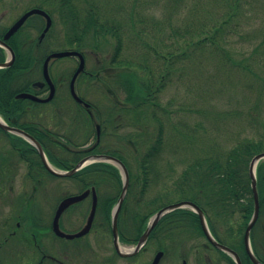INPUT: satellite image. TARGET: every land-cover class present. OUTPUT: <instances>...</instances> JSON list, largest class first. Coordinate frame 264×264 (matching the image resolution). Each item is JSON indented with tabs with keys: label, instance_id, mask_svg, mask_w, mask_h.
Wrapping results in <instances>:
<instances>
[{
	"label": "trees",
	"instance_id": "trees-1",
	"mask_svg": "<svg viewBox=\"0 0 264 264\" xmlns=\"http://www.w3.org/2000/svg\"><path fill=\"white\" fill-rule=\"evenodd\" d=\"M4 2L0 0L1 5ZM11 2L21 4L22 13L37 8L48 13L53 23L57 17L64 29V47L82 53L85 58L89 54L92 62L79 80L84 76L88 82L102 83L106 97L101 94V106L90 108L102 133L99 143L90 147L88 139L95 138L96 133L88 109L73 101L68 92L67 99L63 98L57 82L55 96L49 103L15 99L18 93L33 92L32 85L42 79L43 62L52 52L43 47V41L49 37L53 24L41 43L31 36L33 29L39 35L44 27V20L36 16L34 22L30 18L6 41L14 60L9 68L0 69L1 118L6 123L19 124L31 134L56 169L72 170L91 155H108L121 161L128 173V188L117 218L122 245H135L158 211L187 201L203 212L218 243L234 251L241 264H252L244 247V233L254 212L249 166L254 157L264 153V135L239 139L221 153L213 149L208 156L182 164L179 171L162 160L166 144L171 141L170 135L183 145L193 142L194 137L187 122L172 109V99L164 102L163 95L173 77L189 73L195 63L198 70L205 68L203 61L213 62L216 75L228 69L264 84V0ZM29 26L31 31L27 30ZM7 29L0 22V38ZM6 55L0 47V65L6 61ZM204 74L210 75L208 70ZM29 107L42 110L32 112ZM109 128L117 134L126 132L119 136L120 148L101 144ZM16 147L23 155L39 157L24 141H17ZM37 164L45 184L57 179L39 158ZM255 176L259 212L250 232V246L264 264V161L257 164ZM68 179L75 182L77 193L95 189L97 207L89 235L108 234L111 243L112 209L122 190L119 170L109 163L96 162ZM43 197L47 199L46 192ZM90 207L88 198L86 205L83 201L72 208L81 209L87 218ZM49 225L50 220L44 230L49 231ZM81 240H74L77 251L87 247L77 245ZM96 241L98 245L101 242ZM151 248L168 254L181 249L182 256L188 258L192 254L201 264H214L216 259L212 260L211 255L216 253L219 260L235 264L230 256L209 243L198 216L189 209L174 210L159 220L142 251ZM109 250L114 253L112 247ZM7 259H2V264H21L22 260Z\"/></svg>",
	"mask_w": 264,
	"mask_h": 264
},
{
	"label": "rangeland",
	"instance_id": "rangeland-1",
	"mask_svg": "<svg viewBox=\"0 0 264 264\" xmlns=\"http://www.w3.org/2000/svg\"><path fill=\"white\" fill-rule=\"evenodd\" d=\"M19 9H21V4L11 2V0H5L2 5L0 4V22L9 27L22 14V11ZM33 18L31 20L32 22H34ZM30 29L31 27L29 26L27 30L31 31ZM63 32L64 29L61 23L58 18L55 17L49 37L43 41V47L48 51L54 52L68 50L67 47L65 48L63 45ZM37 35L38 31L33 29L31 32L32 38L36 39ZM88 55L85 60L86 72L89 71L88 68L92 64ZM6 56V58L9 59L8 53ZM209 63H211V61H203V66L205 65V68L203 67L201 70H198L196 67L198 63H195L193 64L195 67L189 73H185L181 75V77H173V83L169 85V88L166 89L163 95L165 96L164 102H166L168 98L172 99V109L179 113L178 115L182 121L187 122L189 126L188 129L192 132V136L194 137L193 142L183 145L180 139L178 140L173 135H170L171 141L168 145L166 144L162 160L167 164L170 163L174 165L179 171L184 166L182 164L190 162L198 156H206L213 149L216 153H221V151L229 149L239 139L259 138L264 135V84L228 69L216 75L213 62L211 64ZM76 67L77 61L75 59H58L50 64L49 71L51 79L57 82L61 96L65 99H67L66 85ZM207 70L209 71V76L204 74V71L207 72ZM63 81L66 82V85ZM101 87L102 83L97 81L88 82V79L83 76L76 84L75 89L80 97L84 98L90 105L95 107L98 104V106L102 104L99 102V99H103L101 94L106 97ZM46 94L47 93L42 96L44 97ZM201 96L204 97L203 100L200 99ZM92 119L94 122L93 128L95 129V126L99 124L94 117H92ZM114 133H116V131L109 128L107 133L103 135L102 142L104 143L101 144L115 149H117L116 146L120 148L119 136L125 135L126 132H118V134L116 133L117 135H113ZM100 135H102L101 128ZM116 141L117 144H115ZM94 143V137L88 139V147L92 146ZM7 144V140L1 137L0 151L5 152ZM84 148H87V146ZM261 161H264V159ZM19 182L20 179L18 177L11 191H7L8 201L16 200L18 196L23 193L27 194V196L31 194L29 189L25 190V188H19ZM76 193L77 188L73 180H63V178L53 179L51 182H48L46 200L43 199V196H38V194H34L32 199L34 202L39 203L40 210L44 208L42 215L47 223L51 218L50 213L52 206L54 207L56 203L55 201L61 197ZM87 203L88 199L84 201V205ZM80 210L81 209L78 208L69 210L65 216V218L69 217L70 220L65 222L64 226L71 233L78 232L85 225L86 216H84V213L80 212ZM0 212L6 213L7 209H1ZM47 238L46 247L50 250L49 254L56 255V252H52V245L55 246L59 244V241L51 239L50 235H48ZM80 239L82 240L78 242L77 245H87L84 251L75 250L73 253V245L69 247L61 246L59 249L58 246H55V249L59 251L64 248L72 251L69 256L64 258L62 255L60 258L64 264H88L89 261L94 262V264H101V260L110 254L109 248L112 246V243H108V240H110L108 234H100V236L98 234H91ZM96 240L101 241L99 245ZM120 250L123 253H128L132 251V247L120 245ZM142 252L140 251L134 255H139V257L133 261L127 262L122 260L119 261L118 264H150L156 251H154V248H151L150 250L147 249ZM180 253L181 249H173L172 252L166 254L167 256L160 264H181L182 255ZM211 256L214 257L212 260L216 259V262L214 260V264H226L218 259L216 253H213ZM9 260H11V258L8 257L7 261ZM187 264L201 263L190 254L187 258Z\"/></svg>",
	"mask_w": 264,
	"mask_h": 264
},
{
	"label": "flooded vegetation",
	"instance_id": "flooded-vegetation-1",
	"mask_svg": "<svg viewBox=\"0 0 264 264\" xmlns=\"http://www.w3.org/2000/svg\"><path fill=\"white\" fill-rule=\"evenodd\" d=\"M33 89L34 90L31 94L39 99H44L46 96L43 97L42 95L48 92L46 86H34ZM27 100L33 103H38L29 99ZM40 109L41 108L36 107L28 108V110L32 112L33 110L39 111ZM1 120L3 119L1 118ZM6 125L10 129L17 130L18 132H24L36 141V139L25 129H23V127H21L19 124L6 123ZM18 132H14L11 130L5 131L0 128V136L4 137L8 143L6 151H0V210L7 209L6 213L0 212V257H2L0 258V264H2L3 262L2 259H7L8 257L11 258V260L15 258H21V264H48L49 262H51V264H64L60 258L62 257V255L64 258L69 256L72 251L68 250L67 248L62 249L61 251H59L58 249L61 246L69 247L73 245L74 249H72L74 253L76 245L74 240H66L57 237L52 232L51 224L58 204L66 196L59 199V201H55L56 203L54 207L52 206V210L50 213L51 218L49 231L44 230V227L47 224L42 215V211L44 208H41L40 210L39 203L34 202L32 196H34V194H38V196H44V193L47 191L48 182H51L52 180H48L46 184L44 183L45 179L43 176V171L37 164L39 158L42 166L45 168L40 157H31L33 156V154L23 155L20 149L16 147L17 141H24L32 146L33 149L37 152L35 147ZM36 142L42 147V145L38 141ZM18 177L20 179L19 188H25V190L29 189L31 194L27 196V194L23 193L19 195L16 200L8 201L6 193L8 190L11 191L12 186ZM57 179L60 178L57 177ZM64 179L66 180L68 178H63V180ZM72 207L74 206L66 209L60 217V228L67 233L70 232L64 227V223L69 221L70 219L69 217L65 218V216L69 210H75ZM48 235H50L51 239L59 241V244L55 245L58 246V249H55V246L52 245V252H56V255H50V250L46 247V240L48 239ZM111 247L113 248L115 254L110 251V254H108L101 260V264H118L119 261H122L124 259L118 255L117 251L113 247V243ZM158 252L163 253V256L159 262L160 264L161 261L167 256V253L164 250H158L155 252V255ZM184 261L187 264V258L182 256L181 264ZM220 261L223 262L222 259ZM88 264H94V262L89 261Z\"/></svg>",
	"mask_w": 264,
	"mask_h": 264
},
{
	"label": "water",
	"instance_id": "water-1",
	"mask_svg": "<svg viewBox=\"0 0 264 264\" xmlns=\"http://www.w3.org/2000/svg\"><path fill=\"white\" fill-rule=\"evenodd\" d=\"M33 15H38V16H41L43 19H45V27H44L41 35H40L39 41H41L45 37L46 33L49 31L52 22H51L49 15L46 12H44L40 9L34 8V9H30V10L26 11L25 13H23L8 28V30L4 34L3 38L0 39V47L4 48L10 56V59L7 62L0 65V68L10 67L12 62H13V59H14V54H13L12 50H10V48L7 46L6 41L9 38H11L15 33H17L19 31V29L24 25L26 20ZM66 57H76L78 59V66H77V69L74 72V74L70 80L69 88H70V94H71L72 98L77 103L82 104L81 99L76 95L74 86H75L76 79L84 71L85 62H84L83 56L76 51L54 52V53H51L45 59V61L43 63V68H42V75H43L44 82L35 84L36 86H39V87H42L45 84L48 86L49 94L45 99H39V98H37L31 94H28V93L18 94L15 98L16 99H29L31 101L38 102V103H48L49 101H51L54 97L55 89H54V85L51 82V79L49 77L48 66L52 60L66 58ZM84 107L88 108L89 105L84 104ZM0 128L5 130V131L11 130L14 132H18L17 130L10 129L6 124H4L1 121H0ZM96 132H97V140H98V138H99V125H96ZM18 133L21 134L24 138H26L35 147V149L37 150V152H38L44 166L46 167V169L50 173H52L53 175H56L58 177H70L75 172L80 170L81 168L85 167L88 164L95 163V162H105V163L112 164L113 166H115L120 171V174L122 177V191H121V194L119 196V199L117 201L116 206L112 210L111 232H112V237H113V247L121 257H130V256L135 255L143 247V245L146 243L152 229L156 226V224L159 222V220L164 215H166V214H168L174 210H177V209H190L194 213H196V215L198 216L202 230H203V233H204L206 239L215 248H217V249L221 250L222 252L226 253L227 255H229L233 259L235 264H241V261H240L238 255L234 251H232L231 249H229L225 246H222L221 244L217 243L214 240V238L212 237V235L210 234V232L208 230L203 212L194 203L187 202V201L169 205V206L161 209L160 211H158L151 218L145 232L142 234V236L140 237L138 243L133 248V250L131 252H128V253H123L119 248L118 231H117V217H118V213H119V210L121 208V205H122V202H123V199H124V196L126 194L127 187H128V173H127L125 166L121 163V161H119L118 159H116L114 157L106 156V155L105 156H90V157H87V158L83 159L82 161H80L76 165V167L73 168L71 171L58 172V171L53 170L50 167V165L48 164L46 157L43 153L42 147L34 139H32L30 136H28L24 132L19 131ZM263 159H264V153H261L252 159L250 166H249V175L251 178V190H252L253 199H254V212H253L252 219H251L250 223L248 224V226L245 230V233H244V247H245L247 255L249 256V258L253 264H260L258 262V260L254 257V255L251 251V247H250V232H251L253 225L255 224V222L257 220L258 211H259L258 193H257V188H256L255 168H256L257 163ZM90 195L92 198V203H91V209H90L89 215L86 219L85 225L76 233L67 234V233L62 232L59 228V219H60L61 215L64 213V211L66 209H68L70 206L82 202L83 200H85ZM96 206H97V197H96V193H95L94 188H92L91 190H86V191H84L78 195H73V196H69V197L64 198L62 201H60V203L58 204L56 211L54 213L52 224H51L52 232L57 237L62 238V239H66V240H73V239H79V238L84 237L85 235H87L89 233V231L92 227V223H93V220L95 217ZM162 256H163V253L158 252L154 256V258L152 259L151 264H159ZM182 264H186V262L184 261Z\"/></svg>",
	"mask_w": 264,
	"mask_h": 264
}]
</instances>
